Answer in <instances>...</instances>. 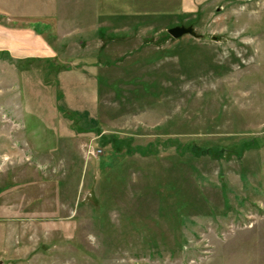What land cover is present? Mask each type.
<instances>
[{"label": "rangeland", "instance_id": "obj_1", "mask_svg": "<svg viewBox=\"0 0 264 264\" xmlns=\"http://www.w3.org/2000/svg\"><path fill=\"white\" fill-rule=\"evenodd\" d=\"M52 1L59 56L0 54L2 264H264V0Z\"/></svg>", "mask_w": 264, "mask_h": 264}, {"label": "crops", "instance_id": "obj_2", "mask_svg": "<svg viewBox=\"0 0 264 264\" xmlns=\"http://www.w3.org/2000/svg\"><path fill=\"white\" fill-rule=\"evenodd\" d=\"M47 1L0 0V54L7 51L19 59L59 56L57 44L52 42L55 48L52 47L48 38L49 32L56 31L58 25L57 10L51 12L52 7L47 5L53 1ZM54 39L60 40L57 36Z\"/></svg>", "mask_w": 264, "mask_h": 264}, {"label": "water", "instance_id": "obj_3", "mask_svg": "<svg viewBox=\"0 0 264 264\" xmlns=\"http://www.w3.org/2000/svg\"><path fill=\"white\" fill-rule=\"evenodd\" d=\"M167 33L172 37H178L182 34H190L191 36H197L198 34L194 30L193 26L190 24H174L166 28ZM212 39H216L217 36L211 34Z\"/></svg>", "mask_w": 264, "mask_h": 264}, {"label": "built area", "instance_id": "obj_4", "mask_svg": "<svg viewBox=\"0 0 264 264\" xmlns=\"http://www.w3.org/2000/svg\"><path fill=\"white\" fill-rule=\"evenodd\" d=\"M97 152H100V149H99V148H96V149L94 150V154H96Z\"/></svg>", "mask_w": 264, "mask_h": 264}, {"label": "trees", "instance_id": "obj_5", "mask_svg": "<svg viewBox=\"0 0 264 264\" xmlns=\"http://www.w3.org/2000/svg\"><path fill=\"white\" fill-rule=\"evenodd\" d=\"M95 130H96V131H98L99 129H98V128H96Z\"/></svg>", "mask_w": 264, "mask_h": 264}]
</instances>
